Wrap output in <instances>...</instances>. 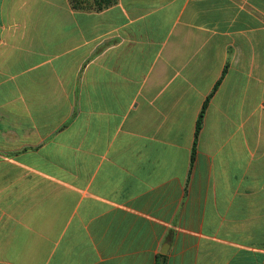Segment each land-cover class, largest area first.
<instances>
[{"label": "crops", "instance_id": "1", "mask_svg": "<svg viewBox=\"0 0 264 264\" xmlns=\"http://www.w3.org/2000/svg\"><path fill=\"white\" fill-rule=\"evenodd\" d=\"M0 264H264V0H0Z\"/></svg>", "mask_w": 264, "mask_h": 264}, {"label": "trees", "instance_id": "2", "mask_svg": "<svg viewBox=\"0 0 264 264\" xmlns=\"http://www.w3.org/2000/svg\"><path fill=\"white\" fill-rule=\"evenodd\" d=\"M73 8L76 10H96L102 11L116 3V0H70ZM207 104L202 108L199 120L197 122L195 139L197 140L202 129V124L206 112ZM196 144V143H195Z\"/></svg>", "mask_w": 264, "mask_h": 264}]
</instances>
